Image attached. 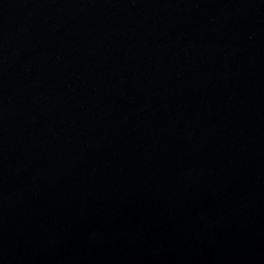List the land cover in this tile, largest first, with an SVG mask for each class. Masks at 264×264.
<instances>
[{"label":"water","instance_id":"water-1","mask_svg":"<svg viewBox=\"0 0 264 264\" xmlns=\"http://www.w3.org/2000/svg\"><path fill=\"white\" fill-rule=\"evenodd\" d=\"M0 264H264V0H0Z\"/></svg>","mask_w":264,"mask_h":264}]
</instances>
